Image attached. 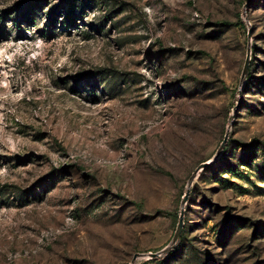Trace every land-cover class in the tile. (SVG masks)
Instances as JSON below:
<instances>
[{
  "label": "rangeland",
  "instance_id": "1",
  "mask_svg": "<svg viewBox=\"0 0 264 264\" xmlns=\"http://www.w3.org/2000/svg\"><path fill=\"white\" fill-rule=\"evenodd\" d=\"M0 264H264V0H0Z\"/></svg>",
  "mask_w": 264,
  "mask_h": 264
},
{
  "label": "water",
  "instance_id": "2",
  "mask_svg": "<svg viewBox=\"0 0 264 264\" xmlns=\"http://www.w3.org/2000/svg\"><path fill=\"white\" fill-rule=\"evenodd\" d=\"M246 70H247V66H245L244 72H245ZM228 137H229V132H227V134L225 135V138H224V140H223V142H222L220 148L218 149L217 154H219V153L222 151V149H223L225 143H226L227 140H228ZM209 164H211V162H204V163H202V164L200 165V168H202V167H206V166H208ZM200 168H199V169H200ZM199 169H198V170H199ZM191 183H192V178H191V180H190V182H189V185H191ZM187 196H188V192H187L186 196H185L184 199H183V203L186 202V200H187ZM183 226H184V210H182L181 213H180L179 223H178L177 229H176L175 234H174V237H173V241H174V242H176V241L180 238L181 233H182V230H183ZM150 255H151V257H155V256H157L158 254L150 253ZM134 261H135V260H133L132 263H134Z\"/></svg>",
  "mask_w": 264,
  "mask_h": 264
}]
</instances>
